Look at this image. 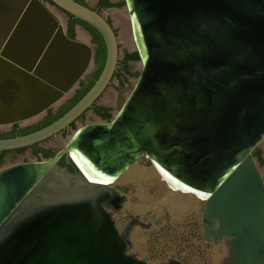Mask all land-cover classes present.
Returning a JSON list of instances; mask_svg holds the SVG:
<instances>
[{"label": "water", "instance_id": "obj_1", "mask_svg": "<svg viewBox=\"0 0 264 264\" xmlns=\"http://www.w3.org/2000/svg\"><path fill=\"white\" fill-rule=\"evenodd\" d=\"M49 2L98 31L104 61L72 106L0 138V151L68 128L118 62L103 15L76 0ZM125 8L141 67L116 114L77 128L52 157L0 167V264H150L126 252L127 227L119 233L109 212L126 197L108 182L139 160L203 198V240L227 248L220 264H264V179L251 153L264 135V0H125ZM92 58L49 4L0 0V128L55 109ZM72 155L93 177L56 165Z\"/></svg>", "mask_w": 264, "mask_h": 264}, {"label": "rangeland", "instance_id": "obj_2", "mask_svg": "<svg viewBox=\"0 0 264 264\" xmlns=\"http://www.w3.org/2000/svg\"><path fill=\"white\" fill-rule=\"evenodd\" d=\"M85 2L93 7L96 0H85ZM50 8L66 32L67 15L63 10L52 4ZM99 13L111 22L115 31L118 39V61H120L125 51L133 52L136 50L130 29L129 13L123 0H120L118 5L99 9ZM116 15L123 17L125 23L123 28L116 23ZM73 35L75 38L82 39L92 45L90 34L80 23L73 25ZM140 67L139 57L127 62V73H122L119 67L116 66V72L111 77L108 86L94 102L96 106H104L109 109V120L116 114L130 92ZM94 68L95 64L92 61L83 79ZM76 88L77 86L74 90ZM74 90L59 104L68 99ZM105 99H107V102L103 101ZM37 119L18 123L17 125L25 126ZM92 122H104V120H100L91 109H87L80 118L75 120L71 132L84 124ZM11 128V125L1 127L0 134ZM67 137H69V134L58 138L51 136L40 144L49 148L54 154L62 148ZM30 151L29 147H25L21 151L9 149L1 158L0 167L14 162L36 160V157ZM251 153L264 179V135L261 142ZM254 154H258L259 159ZM112 185H123L127 191L125 194L126 200L122 203L120 210L112 213V218L116 219V228L120 230L132 217L149 226L144 228L137 224L133 225L129 233L131 246L127 253H132L136 258L150 264H159L169 259L183 264H220L226 255V248L222 241L204 242L202 240L201 215L198 213V208L203 204V200L189 193L172 190L159 177L154 168L143 160L128 165Z\"/></svg>", "mask_w": 264, "mask_h": 264}, {"label": "flooded vegetation", "instance_id": "obj_3", "mask_svg": "<svg viewBox=\"0 0 264 264\" xmlns=\"http://www.w3.org/2000/svg\"><path fill=\"white\" fill-rule=\"evenodd\" d=\"M45 4H49V5H51V3L49 2V0H42ZM83 4H87L86 2H85V0H80ZM104 3H103V2ZM99 2H102L101 4H99ZM123 2H124V4H125V0H123ZM106 3H110V4H112V5H110V6H108V5H105ZM115 3H120V0H117V1H112V0H96V2H95V4H94V6L92 7V6H90L92 9H94V10H96V11H98L99 12V9H101V8H106V7H112V6H114L113 4H115ZM88 5V4H87ZM66 14V13H65ZM67 15V14H66ZM68 15H67V19H66V30H67V24H68ZM110 24H111V22L108 20V19H106ZM76 23V22H75ZM75 23H73L72 25H71V28H72V38H74V35H73V25L75 24ZM86 30V29H85ZM87 31V30H86ZM88 32V31H87ZM115 32V31H114ZM89 33V32H88ZM90 34V33H89ZM90 36H91V34H90ZM91 39H92V45H90V47L92 48V51H93V58H92V61L94 62V64H95V61H94V50H95V48H94V46H95V44H94V41H93V37L91 36ZM126 53H133V52H136L137 54H138V52H137V50H135V51H133V52H129V51H125ZM124 52V53H125ZM123 53V54H124ZM139 57V56H138ZM121 61V60H120ZM120 61H118L117 62V64H116V66H118L119 67V69H120V71L123 73V69H122V67H121V64H120ZM128 61H130V60H127L126 61V72H127V62ZM95 69V68H94ZM94 69H93V71H94ZM92 71V72H93ZM92 72L85 78V79H81L79 82H78V85H77V88L74 90V92H73V94L68 98V99H66L65 101H63L61 104H59L55 109H53V110H51V109H48L45 113H44V115L41 117V118H39V119H37L36 121H34V122H32V123H30V124H28V125H25V126H18L17 124L18 123H13V124H11V126H12V128L10 129V130H8L7 132H4V133H10V132H12V131H17V130H19V129H22V128H25V127H28V126H31V125H34V124H36V123H38V122H40V121H42L44 118H46V116H47V112H49V113H54L56 110H58V108H60V106H62L63 104H65L70 98H72L73 96H74V94L76 93V91L80 88V85L82 84V83H84V82H86L90 77H91V75H92ZM115 72H116V70L113 72V75L115 74ZM112 75V76H113ZM96 107H101V108H104L105 110H104V113L108 116L107 118H104V117H102V116H100L99 114H96L95 113V108ZM88 109H91L92 111H93V113L96 115V116H98L99 117V119L100 120H104V122H107L108 120H109V118H110V112H109V109L108 108H106V107H104V106H96L95 104H93L91 107H89ZM85 112V111H84ZM84 112H82L77 118H75L72 122H70V124L68 125V128H66V129H63V130H61V131H59V132H57L55 135H53V136H55V137H64V136H66V135H70V134H72V132H71V130H72V128L74 127V122H75V120L76 119H78V118H80L82 115H83V113ZM100 112H102V110L100 111ZM75 131V130H74ZM4 133H2V134H4ZM48 139V138H47ZM47 139H45V140H47ZM44 140H42V141H40V142H38L37 143V146H39V147H41V148H43V149H47V150H49V151H51L49 148H47V147H45V146H42L40 143H42ZM30 148V152H31V154H33L32 153V148L31 147H29ZM58 151V150H57ZM56 151V152H57ZM52 152V151H51ZM55 152V153H56ZM35 157H36V159L37 160H39V159H41V158H49V157H52V156H46V157H43L41 154H40V152H38L37 154H33ZM56 165H58L59 167H64V168H66L67 169V167L68 166H73V167H75V169L76 170H78L79 168H78V166L75 164V162L73 161V159L71 158V157H69V162L67 163L66 162V160L61 156L57 161H56ZM153 168H154V170L158 173V175H159V177L161 178V179H163L164 181H165V177L164 176H162V174H160L159 172H158V170L153 166V165H151ZM118 177V176H117ZM117 177H115V178H113L112 180H110L109 182H108V185L110 186V187H112L113 188V190L114 191H116V193H118L119 195H124L125 197H126V188H125V186H123V185H112L111 186V184H113V182L115 181V179L117 178ZM165 183L167 184V185H169V186H171V183H169V182H166L165 181ZM168 186V187H169ZM170 188V187H169ZM173 188V189H172ZM172 190H178V191H180V192H182V193H189V194H191V195H193V196H196L197 198H199V199H201V200H203V198L201 197V196H199V195H197V194H195V193H193V192H185V191H182V190H180V189H176L175 187H173L172 186ZM126 200V199H125ZM125 202V201H124ZM122 205V204H121ZM120 208H121V206H120ZM120 208L118 209V210H120ZM117 210V211H118ZM117 211H114V210H110L109 212H110V215H111V218H112V213H116ZM112 220H113V223H114V227L116 228V219H114V218H112ZM134 224H137V225H140V226H142V227H144V228H147V227H149L146 223H143V222H140L137 218H130L129 219V221L127 222V223H125V225H123V227L120 229V230H118L117 228H116V230L120 233V232H122L126 227H127V240H128V248H127V250L130 248V246H131V244H130V240H129V233H130V230L132 229V227H133V225ZM201 235H202V232H201ZM202 240H203V237H202ZM204 241V240H203ZM220 241H222V240H220ZM204 242H206V241H204ZM222 243H223V241H222ZM224 245V244H223ZM226 248V247H225ZM127 252V251H126ZM128 254H131L132 256H134L135 257V255L134 254H132V253H128ZM226 255H227V248H226ZM225 255V256H226ZM224 256V257H225ZM138 259V258H137ZM141 260V259H140ZM170 261H172V262H174V263H177V264H183V263H181V262H179V261H176V260H173V259H169V260H167V261H165V262H161V263H159V264H166L167 262H170ZM146 262V261H145ZM148 263V262H147Z\"/></svg>", "mask_w": 264, "mask_h": 264}, {"label": "trees", "instance_id": "obj_4", "mask_svg": "<svg viewBox=\"0 0 264 264\" xmlns=\"http://www.w3.org/2000/svg\"><path fill=\"white\" fill-rule=\"evenodd\" d=\"M80 3H82L80 0H76ZM103 2V1H102ZM102 2H99V4H101ZM104 3V2H103ZM119 3H115L113 5H118ZM105 5H112L110 3H106ZM67 15H68V24H67V30H66V34L68 37L72 38V28H71V25L73 23H80L81 25H83V27L91 34V36L93 37V41H94V61H95V69L94 71L92 72V75L91 77L84 83H82L80 85V88L76 91V93L74 94V96L72 98H70L65 104H63L62 106H60V108H58V110H56L54 113H49L47 112V116L46 118H44L42 121L34 124V125H31V126H28V127H25V128H22V129H19L17 131H12L10 133H4V134H0V138L2 137H10V136H14V135H19V134H24V133H27V132H30V131H33L37 128H40L42 126H44L45 124L51 122L52 120H54L55 118H57L58 116H60L64 111H66L70 106H72L86 91L87 89L91 86L92 82L94 81V79L97 77L101 67H102V64H103V61H104V54H105V50H104V43H103V40L100 36V34L98 33V31L93 27L91 26L90 24L76 18V17H73L71 14L65 12ZM135 59H138V54L136 52H133V53H124L123 54V57L120 61V64H121V67L123 69V73H127L126 72V61L127 60H135ZM102 110V112H100ZM104 108H101V107H96L95 108V113L96 114H99L100 116L104 117V118H107L108 116L104 113ZM28 147H31L32 148V153L33 154H37L38 152H40V154L43 156V157H46V156H52L53 153L47 149H43L39 146H37V143H33L31 145H29ZM23 148L25 147H19V148H15L14 150L15 151H21ZM8 150H1L0 151V161H1V158L4 156V154L7 152ZM256 156V158L259 159L258 157V154H254ZM261 161V160H260ZM67 170H69L70 172H75L76 169L75 167L73 166H68L67 167Z\"/></svg>", "mask_w": 264, "mask_h": 264}, {"label": "bare ground", "instance_id": "obj_5", "mask_svg": "<svg viewBox=\"0 0 264 264\" xmlns=\"http://www.w3.org/2000/svg\"><path fill=\"white\" fill-rule=\"evenodd\" d=\"M115 21L116 23L120 24L121 27H124V20L123 17L121 15H116L115 16ZM131 29V28H130ZM107 102V99L103 100ZM72 159L75 162V164L80 168V170L87 176V177H93L88 170H86V168L84 167V165L80 162L79 159H77L75 156L72 155ZM171 186L175 187L173 184H171Z\"/></svg>", "mask_w": 264, "mask_h": 264}]
</instances>
